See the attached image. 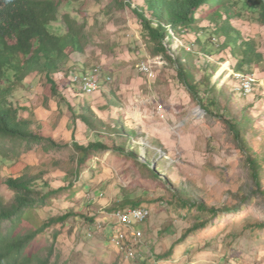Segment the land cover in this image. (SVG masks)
<instances>
[{
	"label": "rangeland",
	"instance_id": "obj_1",
	"mask_svg": "<svg viewBox=\"0 0 264 264\" xmlns=\"http://www.w3.org/2000/svg\"><path fill=\"white\" fill-rule=\"evenodd\" d=\"M71 2L60 9L59 20L52 27L66 34L68 19L82 26L87 42L83 60L89 69L98 68L96 73L100 74V69L111 79L98 91L83 93L81 83L74 87L63 84L64 75L58 74L55 77L61 97L46 100V78L32 75L15 93L14 104L30 109L20 115L25 118L32 112L37 120L50 122L57 142L62 144L52 151L42 146L32 150L21 147L17 149L19 155L17 151V155L11 154L12 161L0 163L1 178L10 175L11 163L20 162L33 172L46 171L44 178L53 189L63 188L49 205L31 211L21 228L27 232L51 217L70 211L80 214L46 229L31 248L45 252L53 247L51 264H264V227H257L264 224L263 197H252L238 212L216 217L184 208L173 197L176 186L209 206L223 207L239 204L242 196L250 194V169L227 123L230 115H222L218 109L208 113L192 99L176 69L162 56H151L145 32L130 8H120L112 0ZM236 24L245 37L257 34L264 42V27L249 22ZM180 46L191 50L182 39L175 40L172 49ZM81 58L71 56L69 81H75L74 75L83 76L76 67ZM203 62L195 60L197 67ZM147 63L152 68L149 74L142 69ZM254 74L257 86L250 95L241 93L227 62L210 75V83L217 88L227 85V93L235 97L237 114L250 106L247 112L253 128L246 139L264 156V72L256 70ZM201 76L199 71L197 78ZM109 88L119 96L122 109L115 108L104 96ZM83 100L110 129L122 120L128 130L136 131L129 148H138L139 160L107 151L96 153L86 165L78 167L73 140L88 144L99 139V132L75 115L80 114ZM13 196L6 185L0 186L4 202H11ZM125 200H140V206L151 210L141 239L135 242L127 238L134 246L130 258L114 240L118 232H128L127 228L116 222L117 210L107 211ZM198 221H208L207 226L181 239ZM136 229L140 232L141 225ZM171 248L166 258H157Z\"/></svg>",
	"mask_w": 264,
	"mask_h": 264
},
{
	"label": "trees",
	"instance_id": "obj_2",
	"mask_svg": "<svg viewBox=\"0 0 264 264\" xmlns=\"http://www.w3.org/2000/svg\"><path fill=\"white\" fill-rule=\"evenodd\" d=\"M112 1L120 8L131 9L145 32L151 56H162L176 69L179 81L198 105L208 113L218 109L222 115H230L227 123L246 154L253 187L249 195L241 197L239 204L209 206L190 196L185 188L176 186L172 189L173 197L184 208H196L214 217L222 213L238 212L252 197L261 196L264 199V156L259 155L246 139L248 131L253 128V119L247 112L250 106L237 114L233 106L235 97L227 93V85L217 88L210 83V75L227 62L233 71L231 78L238 81L241 93L250 95L254 92L257 80L249 94L242 88V81L247 76L256 78V70L264 72L263 37L257 34L245 37L236 23L249 22L264 27V0ZM70 5L71 0H0V163L12 161L11 154H16L21 147L32 150L42 146L46 151L62 147L56 140L55 127L50 122L37 120L32 112L22 117L20 112L30 109L16 106L13 102L15 93L24 87L28 77L42 75L46 78L44 93L46 100H49L61 97L56 75H64L63 84L71 87L77 85L72 78L68 80L72 71L68 62L73 54L82 57L81 61L76 62L82 75L98 69H89V64L83 60L87 42L82 26L68 19L69 30L66 34L52 27L59 20L60 9ZM180 39L191 46L190 51L182 46L172 49L174 41ZM217 56H221L220 60H216ZM197 58L204 61L201 67L195 64ZM199 71L202 73L200 79L197 78ZM99 72L102 86L110 84L111 78H107L100 69ZM81 91L86 92L84 89ZM103 94L115 108H123L119 96L112 88ZM82 102L84 105L79 107L80 114L75 112V115L95 128L99 132V139L88 144H79L73 140V148L78 154V167L86 165L96 153L107 151L139 160L138 148H129V140L136 131L128 130L122 120H118L110 129L88 102ZM100 137H105L106 141ZM149 169L151 173H157V170ZM9 174L6 178L0 177V186L6 185L14 192L11 202H4L0 198V264H51L53 247L45 252L34 251L31 248L33 241L51 226L64 224L70 217L80 214L70 211L51 217L41 226L24 232L21 227L28 221V214L36 208L49 205L63 188L53 189L44 178L46 171L33 172V168L22 166L20 162L11 163ZM140 202L125 200L107 208V211L126 209L129 206L141 207ZM207 223L196 222L185 230L181 239L205 228ZM257 227L262 228L264 224H257ZM171 251L172 248L157 258H166Z\"/></svg>",
	"mask_w": 264,
	"mask_h": 264
},
{
	"label": "bare ground",
	"instance_id": "obj_3",
	"mask_svg": "<svg viewBox=\"0 0 264 264\" xmlns=\"http://www.w3.org/2000/svg\"><path fill=\"white\" fill-rule=\"evenodd\" d=\"M142 69L149 74L151 72L152 68L151 66L147 64L142 65ZM154 72V71H153ZM74 80L77 83H81L82 88L86 92H96L100 89L101 76L100 74L96 73V70L89 71L86 74H83L82 77H78L74 75ZM243 77V76H242ZM256 82L255 76H247L243 79L242 82V88L247 93H250L253 90V83ZM127 214H143L139 215V221L137 220H123L124 217V209L123 210H117V212L114 213V217L116 219V222L118 224L125 225L128 232H118L114 240L120 245L121 249L124 252V256L126 258L133 257L134 253V246L132 245V239L133 241L137 242L141 239L142 234L139 232L136 228L137 226L141 225L140 222H146L151 217V210L147 207H131L126 209ZM114 219V220H115ZM116 223V224H117ZM139 235V237H138ZM131 237V242L127 238Z\"/></svg>",
	"mask_w": 264,
	"mask_h": 264
},
{
	"label": "built area",
	"instance_id": "obj_4",
	"mask_svg": "<svg viewBox=\"0 0 264 264\" xmlns=\"http://www.w3.org/2000/svg\"><path fill=\"white\" fill-rule=\"evenodd\" d=\"M139 215H143V214H127L126 209H124V217L122 219L123 220H137V221H139ZM140 224H141V231L140 232H143L142 227L144 225V222H140ZM138 237H139V235H138Z\"/></svg>",
	"mask_w": 264,
	"mask_h": 264
}]
</instances>
